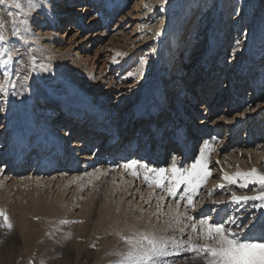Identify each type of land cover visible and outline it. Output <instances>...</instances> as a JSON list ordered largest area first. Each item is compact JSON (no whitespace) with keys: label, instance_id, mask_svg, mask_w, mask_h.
<instances>
[{"label":"rangeland","instance_id":"1","mask_svg":"<svg viewBox=\"0 0 264 264\" xmlns=\"http://www.w3.org/2000/svg\"><path fill=\"white\" fill-rule=\"evenodd\" d=\"M69 1L33 0L36 9L33 16L28 17V24L17 22L15 27L13 21L25 19L24 13L14 7L13 0H6L5 5H0V23L3 24L0 32L9 38L7 44L0 43V85L3 86V91H0V127L13 122L19 130H25L34 121V125H37L35 128H38V123L45 121L42 111L47 106L40 103L45 97H50L52 104L61 99L73 108H84L85 111L92 110L93 105L106 108L108 104L111 106L121 99L127 104L131 100L128 97L132 89H138L141 83L156 82L157 78H163L168 71H171V78L176 79L181 75L179 71L185 68L186 72L183 73L186 75L182 74L181 78L186 87L191 86L199 77L197 71L192 73L191 63L195 58H202L213 45H218L213 66L217 68L218 77H221L226 75L230 62L236 63L233 51L237 40L242 45V54L245 50L251 52L254 45L264 39V0H224L227 3L226 11L220 24L214 18L208 27L203 28L200 26L204 13L218 0H167V3L160 4L162 14L159 16L151 11L160 0H142V3L140 0H108L111 16L104 8L107 0H98L101 4L98 8L93 4L89 6L90 0ZM19 2L26 6L28 0ZM68 5L81 9L86 6L91 11L66 14ZM43 15L46 23L40 33L37 27ZM64 15L69 17L59 29V21ZM78 18L82 22L79 25ZM70 25L75 31H71ZM80 25L84 26L79 28ZM14 30H18V36L12 35ZM66 30V36L70 33L62 42L61 36ZM157 31L160 32L159 36L155 34ZM178 35L176 50L179 62L175 59L171 63L174 57L173 40ZM205 35H209L208 47L197 48ZM5 49L12 53L11 58ZM185 56L186 62H183ZM219 63L221 66L218 67ZM247 79V85L242 87L241 98L244 100L250 97L253 84L260 82L253 74ZM222 81L214 83L213 89L205 94L207 111L220 107L225 112L233 106L230 117L243 118L247 107L238 108L241 98L231 100V95H221L225 85ZM176 86L177 83H174L172 89ZM240 89L238 87V91ZM261 91H264V86ZM197 100L200 98H196L194 106L198 105ZM54 110L62 111L61 108ZM251 110L264 112V96L259 106ZM66 122L64 120L62 127ZM139 128L140 124L130 126L131 131H136L132 138L139 135ZM32 129L35 130L34 127ZM32 129L30 131L33 132ZM262 129L254 127L248 132L249 138L243 133L242 142L246 138L251 140L260 136ZM33 134L39 136L37 132ZM36 138L32 137V140ZM4 139L0 143L5 142ZM147 144L148 140L140 152ZM255 147L256 144L252 149ZM237 149V145H234L227 153ZM171 154L168 153L166 160L171 159ZM31 157L33 153L28 157L30 164L35 160H31ZM159 164L166 166L169 162ZM35 165L32 163L16 182L3 184L0 177V210L6 212L13 225L11 231L0 227V264H117L121 255L127 251V245L120 239V235H130L134 229H154L178 240L194 235L188 221L183 222L189 224L183 235L175 230V226L163 231L164 221L168 217L157 215V202L161 195L165 196L164 212H168V206H174L179 200L180 211H187L195 217L193 222L205 217L201 216L199 206L203 202L201 193L210 179L198 189V194H192L193 211L185 207L186 200L180 199L185 195L183 186L176 197H168L161 189L148 187L144 181V169L140 167L127 171H137L136 177L130 173V177L125 180L115 182L111 179L102 184L84 177L86 172L82 168V171L76 172L78 179L57 187L47 179L29 181L28 178L37 171ZM4 167L5 164H0V170ZM12 174V171L6 173ZM148 175L151 177L153 174ZM167 182L165 180V184ZM136 184H141L145 189L138 190L143 197L141 206L137 200L133 204L129 202L132 190L137 189ZM254 217H259L255 211L251 218L241 224L238 232L245 230L249 222H254L255 226L257 221ZM62 220L70 223L61 224ZM223 221L225 223L226 219ZM193 255L179 250L163 258L161 264H204L202 258L193 259Z\"/></svg>","mask_w":264,"mask_h":264},{"label":"bare ground","instance_id":"2","mask_svg":"<svg viewBox=\"0 0 264 264\" xmlns=\"http://www.w3.org/2000/svg\"><path fill=\"white\" fill-rule=\"evenodd\" d=\"M72 1L75 0H70L69 3ZM78 1L81 2V0ZM140 1L142 3V0ZM106 2L104 8L110 14L111 5L108 0ZM92 4L96 8L101 5L98 0H90L89 6ZM160 4L159 2L157 7L154 6L151 12L161 15ZM226 4L224 0L216 1L204 13L200 28L208 27L214 18L220 24L225 16ZM222 10L223 12H221ZM74 11L87 13L91 10L86 6L81 9L75 5H68L65 13ZM94 11L96 12V10ZM68 17L69 15H64L59 21V29L64 26V21ZM206 19L207 24L204 25ZM80 20V18L77 19L78 25L82 23ZM45 23V15H43L40 17L37 27L40 33H42L41 27H44ZM83 26L80 25L79 28ZM70 28L71 31H75L71 25ZM56 31L60 36V32ZM66 32L67 30L62 33V42H65L64 38L69 36L70 32L67 36L65 35ZM208 40L209 35H205L202 41L198 43L197 48L208 47ZM178 44L179 35L173 40L174 57L173 60L171 59V63L175 59L179 62L176 50ZM217 46H211L202 58H195L191 63L192 73L195 71L199 73V77L192 82L191 86H185L181 76L182 74L183 76L186 75L183 73L186 72V68L182 69L181 67L182 70L179 71L181 75L178 73L180 76L176 79H172L171 71H168L163 78H159V80L157 78L156 82L138 84V89H132L131 95L128 97V100H131L127 104L120 98L121 100L113 105L109 106L110 104H108L109 107L100 108L93 105L92 110L85 111L84 108H73L72 105L61 99L56 101V104H52L53 100L51 101L50 97L43 98L40 103L44 107L47 106L42 111L45 121L38 123V128H35L37 125H34V121H29L30 128L25 130H19L18 126L13 125V122L0 127V141L5 138V142L0 143V164H5V167L0 171L2 183L16 182L17 178L32 163H36L37 171L28 178L29 181L47 179L60 187L78 179L79 175L76 172L82 171L83 168L86 172L84 177L95 179L96 184H102L111 179L117 182V180H125L130 177L131 172L127 171H131V169L126 170L124 165L131 161H139L153 168H170L172 158L176 157L178 166L190 167L191 163L198 157L200 148L207 142L214 151H211L208 157L211 175L210 182L207 183L206 189H203L204 191L201 193L203 199L201 206H199L201 216L209 215L216 221L226 219V228L238 231L241 224L243 225L246 220L251 218L255 211L259 217H254L257 222L252 227V232L256 235H259L261 230L264 232V208L260 207L261 203L264 202L249 201L248 203L235 204L232 203L231 199L234 192L237 195L258 194V186L250 184L246 188H241L239 184L243 182L242 180H238L236 184H228L223 179L225 173L228 175H235L237 172L246 173L252 168L264 173V123H262L264 112L263 110L259 112L258 110L250 111L256 105L259 106V101L264 96L261 94V92L264 93L261 91L262 86H264V39H260L251 52L245 50L242 54H240L242 45L237 40V45L233 51V58L235 57L236 63L230 62L229 68L225 71L226 75L221 77H218L217 68L213 66L216 61ZM244 53L245 55L242 57ZM79 54L77 53V55ZM184 61L186 62V56ZM220 63L218 67L221 66ZM252 74L256 75L260 82L257 85L253 84L250 97L244 100L241 98L242 89L247 85V78ZM221 81L225 82L223 89L221 88V95L227 97L231 95V100L232 98H241L238 108L247 107L243 118L238 119L239 116L230 117L233 106H231L232 108L228 107L225 112L220 107L213 109V111H207V95L205 96V94L213 89L214 83ZM174 83H177V86L172 89ZM238 87H241L239 91ZM198 97L200 98L199 101L197 100L198 105L194 106ZM56 105L57 107H55ZM57 108H61L62 111L54 110ZM6 115L5 118L9 116ZM64 120L67 122L62 127ZM136 124H140L137 131L139 135L132 138L136 131H131L129 128ZM33 127L35 130L32 129ZM254 127L259 130L263 128L262 134L249 140L248 132ZM31 129L33 132H37L36 135L39 136H35L30 131ZM170 133L171 135H168ZM243 133L248 138L242 142ZM103 135L104 137L100 140L99 138ZM32 137L37 138L32 140ZM130 140L132 141L130 142ZM147 140L149 144L140 152ZM242 143H244L243 146H241ZM254 144L256 147L252 149ZM234 145H237L238 151L232 150L228 154L227 151ZM170 152H172V157L168 161L166 158ZM32 153L31 160L32 158L35 160L30 164L28 157ZM166 161L169 162L166 166L159 164ZM52 169L54 171L51 173ZM8 171H12L13 174L6 175ZM221 184L223 187L219 186ZM136 186L137 189L134 188L129 196V202L133 204V201L137 200V204L141 206L143 197L138 190L143 187L141 184H136ZM142 190L145 191L144 188ZM221 201L222 203H219ZM200 243L202 244L204 241Z\"/></svg>","mask_w":264,"mask_h":264},{"label":"snow or ice","instance_id":"3","mask_svg":"<svg viewBox=\"0 0 264 264\" xmlns=\"http://www.w3.org/2000/svg\"><path fill=\"white\" fill-rule=\"evenodd\" d=\"M13 2L14 7L22 11L25 16L23 20H14V27L17 22L27 25L29 22L28 17L33 16L36 4L33 0H28L26 6L22 5L19 0H13ZM160 3L163 5L167 3V0H160ZM5 4L6 0H0V5ZM9 15L13 14L9 13ZM0 27H3L2 23H0ZM155 34L159 36L160 32L157 31ZM12 35L18 36V30H14ZM8 39L6 35L0 32V43L7 44ZM13 48L15 50V46ZM5 52H8V50L5 49ZM8 55L11 58L12 53L8 52ZM0 91H3L2 85H0ZM211 151H214V149H211L210 145L205 142L199 150L198 157L191 163L190 167L178 166L176 157H173L170 168H153L139 161H131L125 164L124 168L126 170L136 169L137 166L143 168L144 181L148 187L152 188L154 186L157 189H161L168 197H176L177 192L183 186L185 195L180 197V199L186 200V208H191L195 211L192 194H198V189L210 178L208 157ZM148 173L153 175L150 177ZM131 174L134 177L138 176L135 170ZM223 179L228 184H236L238 180H242L243 182L239 184L241 188H246L250 184L259 188L258 194L251 196L232 193V203L264 202V173L259 172L256 168H252L246 173L237 172L235 175L225 173ZM165 180L168 181L167 184H165ZM219 186L223 187V184ZM164 200L165 196L161 195L157 202V215L168 217L164 221L165 227L163 231L171 230L175 226V230L183 235L185 229L189 227V224L183 222L188 221L191 233L194 235H188L187 239L178 240L174 236L160 234L158 230L145 229L141 231L134 229L130 235H120V239L127 245V251L121 255L117 264H161L163 258L169 257L179 250L194 254L193 259L202 258L204 264H264V232H261L260 235L254 234L252 232L254 222H249V224L245 225L246 231L241 230L239 232L226 228L222 219L216 221L210 216H205L197 222H193L196 220L195 217L189 215L187 211H180L181 203L179 200L175 202L174 206H168V212H164ZM219 203H222V201ZM260 207L264 208V203H261ZM67 223L70 222L67 220L61 221V224ZM71 223H78V221H71ZM0 227L9 231L13 227L4 210H0ZM197 241H204V243H197Z\"/></svg>","mask_w":264,"mask_h":264}]
</instances>
